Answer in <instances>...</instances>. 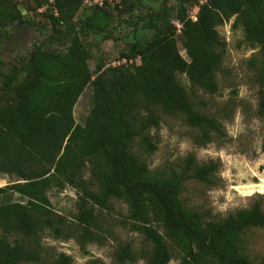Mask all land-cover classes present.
<instances>
[{
	"label": "trees",
	"instance_id": "1",
	"mask_svg": "<svg viewBox=\"0 0 264 264\" xmlns=\"http://www.w3.org/2000/svg\"><path fill=\"white\" fill-rule=\"evenodd\" d=\"M193 1L163 0L155 8L148 0H120L114 15L103 2L35 0L32 10L48 6L57 32L49 41L68 44H35L8 69L0 58V173L13 177L0 187V264H76L66 252L49 251L44 236L74 239L82 248L101 244L105 213L115 201L127 205L118 224L143 238L136 248L117 241L116 264H169L174 253L181 264H264V257L247 252L246 237L264 228L261 202L211 217L182 196L191 180L215 185L217 162L198 163L189 153L179 163L152 169L146 159L157 150L152 129L163 116L189 125L197 145L226 140L223 119L232 116L234 102L211 112L203 95L221 89L226 42L218 26L231 19L255 49L248 62L260 86L258 115L264 117V0H195V19L188 13ZM23 8L18 0H0V45L17 26L35 25ZM172 20L181 24L179 32ZM123 24L132 28L130 40L113 65L100 43ZM88 86L91 108L78 124L74 106ZM68 185L78 194L71 220L52 208L48 194ZM14 193L27 203L5 201Z\"/></svg>",
	"mask_w": 264,
	"mask_h": 264
},
{
	"label": "rangeland",
	"instance_id": "2",
	"mask_svg": "<svg viewBox=\"0 0 264 264\" xmlns=\"http://www.w3.org/2000/svg\"><path fill=\"white\" fill-rule=\"evenodd\" d=\"M119 1L84 0V5L103 2L104 6L116 15L115 6ZM148 1L157 8L163 0ZM168 1L175 2V0ZM202 1L204 0H200V2ZM18 2L21 8L24 6V14L35 25L17 26L1 43L0 58L4 60L7 69L21 58L28 56L35 44L51 49H63L68 44V41L59 44L49 41L50 36L57 35V32L50 27L46 15L48 6H42L37 9V12H34L32 8L35 0H18ZM197 11L198 4L194 0L189 6V16L195 19ZM124 16L128 18L126 14ZM172 21L179 32L181 26H177L178 21ZM130 22H133V19ZM232 22L231 19L218 26L219 34L226 42L223 69L219 73L221 89L214 96L203 95L204 107L211 112H217L226 103L234 102L232 116L223 119L226 140L222 143L211 142L204 146L197 145L193 141L194 130L189 125L177 117L163 116L160 125L152 129L157 140V150L146 158L152 169L179 163L189 153L195 156L198 163L210 160L217 162L215 185L209 187L191 180L185 183L182 192V196L188 204L196 206L202 211H208L211 217L226 216L237 209L250 207L255 201L261 202L264 208V152L262 151L264 117L258 115L260 86L255 83L253 70L248 62L255 49L244 42L242 31L233 29ZM131 29L124 24L118 26L111 39L100 43L107 59L113 65L120 63L117 58L127 41L130 40L128 32ZM179 49L180 53L187 58L181 44H179ZM89 66L94 68L93 60H89ZM179 78L188 88L190 83L187 77L182 74L179 75ZM91 95L92 89L88 86L74 106V118L78 124H83L89 113L92 104ZM11 179L13 177L0 173V187L6 185ZM48 194L52 208L65 216L67 220H71L76 211L78 197L76 190L68 185L61 191L52 188ZM2 197L0 196V204L3 203ZM5 201L27 203L26 198L16 193ZM125 214H127V205L124 202L115 201L113 210L105 213L103 223L107 236L101 244L87 243L82 248L74 239L54 238L49 234L44 236L42 242L51 252L63 251L72 255L76 264H85L94 258L101 259L102 264H116L113 254L117 241L131 242L135 248L143 241L138 233L129 231L118 224V220ZM108 229L110 230L109 234L107 233ZM246 237L248 239L247 252L256 260L264 257V228L253 229L247 233ZM174 254L169 264H181L180 257L176 253ZM23 264L37 263L24 262ZM137 264H145V262L139 261Z\"/></svg>",
	"mask_w": 264,
	"mask_h": 264
},
{
	"label": "built area",
	"instance_id": "3",
	"mask_svg": "<svg viewBox=\"0 0 264 264\" xmlns=\"http://www.w3.org/2000/svg\"><path fill=\"white\" fill-rule=\"evenodd\" d=\"M96 2H97V1H96ZM99 3L101 4L102 2H99ZM176 24H177L178 27L181 26L179 22H177ZM179 30H180V28H179Z\"/></svg>",
	"mask_w": 264,
	"mask_h": 264
}]
</instances>
